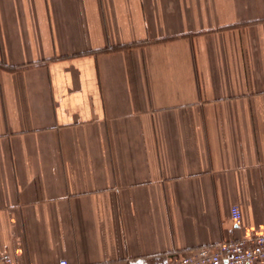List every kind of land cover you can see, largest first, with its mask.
I'll return each mask as SVG.
<instances>
[{
	"label": "crops",
	"instance_id": "obj_1",
	"mask_svg": "<svg viewBox=\"0 0 264 264\" xmlns=\"http://www.w3.org/2000/svg\"><path fill=\"white\" fill-rule=\"evenodd\" d=\"M259 231L264 0H0V253L165 264Z\"/></svg>",
	"mask_w": 264,
	"mask_h": 264
},
{
	"label": "built area",
	"instance_id": "obj_2",
	"mask_svg": "<svg viewBox=\"0 0 264 264\" xmlns=\"http://www.w3.org/2000/svg\"><path fill=\"white\" fill-rule=\"evenodd\" d=\"M231 215L240 225L243 215L238 205L232 206ZM0 264H14L8 251L0 253ZM59 264L68 262L62 260ZM165 264H264V231L215 246H204L187 254L171 255Z\"/></svg>",
	"mask_w": 264,
	"mask_h": 264
}]
</instances>
